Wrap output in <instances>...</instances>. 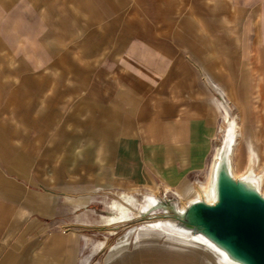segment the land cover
Here are the masks:
<instances>
[{
    "label": "crops",
    "instance_id": "1",
    "mask_svg": "<svg viewBox=\"0 0 264 264\" xmlns=\"http://www.w3.org/2000/svg\"><path fill=\"white\" fill-rule=\"evenodd\" d=\"M214 94L264 199V0H0V264H226L113 227L134 191L200 199Z\"/></svg>",
    "mask_w": 264,
    "mask_h": 264
},
{
    "label": "water",
    "instance_id": "2",
    "mask_svg": "<svg viewBox=\"0 0 264 264\" xmlns=\"http://www.w3.org/2000/svg\"><path fill=\"white\" fill-rule=\"evenodd\" d=\"M229 180L249 195L236 197L221 189V182ZM217 198L213 205L193 202L179 216L180 221L209 238L214 245L239 264H264V199L241 182L231 179L222 168L217 171ZM201 218V224L186 219L189 210ZM212 232L216 239L207 235ZM227 244L231 251L226 250Z\"/></svg>",
    "mask_w": 264,
    "mask_h": 264
},
{
    "label": "rangeland",
    "instance_id": "3",
    "mask_svg": "<svg viewBox=\"0 0 264 264\" xmlns=\"http://www.w3.org/2000/svg\"><path fill=\"white\" fill-rule=\"evenodd\" d=\"M214 95L218 101L219 115L217 118L216 135H215V138L213 141V150L211 152V155H212L211 160L212 161H210V164L208 165V167L204 170V172L200 176H197L196 178H194V183L196 184V186L199 190V193L201 195L200 199L195 198L194 200H197V202L199 200V202H203V204L206 206H211L214 204V202H212V203L207 202L208 192H209L211 187H212L215 199L217 198V184H216L217 182L216 181H217V171H218L219 167L216 169V171L213 174L212 170H211L213 158H215V156L218 154V152L221 151L224 138L226 137V134L229 131L231 133V144L234 142V139H236L240 134V131H239L240 123H239L235 113H233L231 111V107H230L229 103H227V101L223 97H221V95H219V94H214ZM153 197L157 200L156 206L159 209L150 207L148 210H145L146 212L144 211V213H141L142 212L141 208L143 206H145V203L150 198H153ZM134 199H136L137 201H136V205L132 208L133 203H131V200H134ZM121 200H124L125 203H127L128 219L135 218V216L136 217L142 216L141 219H136V221H134V222H131L128 220V229H131L132 232H136L137 231L136 229H138V226L136 227V223H138L142 220H146L148 218V216L151 214H154V215L160 214L161 215L162 211L165 212L166 214H170V215L174 214V216H175L174 223L177 224L178 226H180V225H182L183 222L180 221V218H179L180 215H177L178 214L177 211H179V209L183 207L184 208L182 211V213H183L188 208V206L193 203V202L192 203H185L183 201L178 200V198H175L174 196H171V195H167V193H163V192H159V193L150 192V193H148V192H140V191H136V192L134 191L131 196L128 195V199L122 198ZM183 228H185V227H183ZM65 229H66V227H65ZM187 229H188V227H187ZM191 230L196 231L192 228H191ZM157 231L158 230H152V232H157ZM118 232H120L119 229H118ZM159 233L166 236V233H164V232H159Z\"/></svg>",
    "mask_w": 264,
    "mask_h": 264
},
{
    "label": "bare ground",
    "instance_id": "4",
    "mask_svg": "<svg viewBox=\"0 0 264 264\" xmlns=\"http://www.w3.org/2000/svg\"><path fill=\"white\" fill-rule=\"evenodd\" d=\"M230 142H231V133L229 131L226 134V137L224 138L221 151L218 152V154L215 156V158H213V162H212V165H211V170H212L213 174L216 171V169L218 168V166L221 163V161L224 159V156L227 155V152H228L227 150H228V148L230 146ZM235 178L238 179V177H235ZM221 189L224 192L229 193L230 195H233V196H236V197H245L246 195H249V193H247L242 188H239L236 185L232 184L229 180H225V181L222 180ZM136 201H137L136 199L131 200V203H133L132 208L136 205ZM215 201H216V199L214 197V193H213V190H212V187H211L209 192H208L207 202L208 203H212V202H215ZM156 202H157V200L154 197L150 198L145 203V206H143L141 208V211H142L141 213H144V211L148 210L150 207L159 209L156 206ZM121 208H122V206H121ZM183 209H184L183 207L180 208L179 211H177V213H178L177 215H181ZM126 211L128 212V209ZM141 217L142 216H139V217L135 216V218L126 219L122 223L119 222V223L113 225V227L114 226L125 225V224L127 225L128 224V220L131 221V222H134V221H136V219H141ZM174 219H175L174 214H171V215L170 214H166L163 211H162L161 215L160 214H155V215L151 214V215L148 216V218L146 220H142V221L136 223V227L138 226V229H136L137 230L136 232H144V231H149V232L151 231L152 232V230H158L159 232L166 233L167 237H171V238L177 239L180 242L183 241V242L195 243V244L202 245L204 247L205 246L208 247L213 252L214 257L218 261V263H223L224 262L226 264H239L236 261L230 259L226 255V252L224 250L218 248L216 245H214V243H212V241L209 238L203 236L202 234H200L197 231H192L191 228H189V227L187 229V228H183V227L178 226L177 224L174 223ZM186 219L188 221H190L191 223L201 224V218L198 217V216H195V212H194L193 208L187 212ZM158 231L155 232V233H159ZM205 232L207 233V235L209 237H211L213 239H216L215 235L212 232H210L208 230H205ZM145 237H147V236H145ZM183 242H181V245H184ZM225 246H226L225 247L226 250L231 251L230 247L227 244H225Z\"/></svg>",
    "mask_w": 264,
    "mask_h": 264
}]
</instances>
